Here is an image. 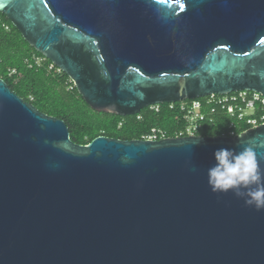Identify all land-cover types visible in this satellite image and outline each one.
<instances>
[{
	"label": "water",
	"instance_id": "water-1",
	"mask_svg": "<svg viewBox=\"0 0 264 264\" xmlns=\"http://www.w3.org/2000/svg\"><path fill=\"white\" fill-rule=\"evenodd\" d=\"M96 110L237 89L264 95V0H0ZM229 135L70 138L0 77V264H264V209L214 193Z\"/></svg>",
	"mask_w": 264,
	"mask_h": 264
},
{
	"label": "trees",
	"instance_id": "trees-1",
	"mask_svg": "<svg viewBox=\"0 0 264 264\" xmlns=\"http://www.w3.org/2000/svg\"><path fill=\"white\" fill-rule=\"evenodd\" d=\"M37 57L43 59L38 63ZM49 62L0 12V77L39 110L62 118L73 141L87 143L99 134L123 139L142 138L153 126L165 129L167 136H173V115L167 109L154 112L145 106L136 113L124 115L93 109L64 71L57 73L48 69ZM9 68H14L15 72L8 74ZM224 127V119L216 116L212 124L204 122L198 134L219 135ZM246 127L241 126L238 132Z\"/></svg>",
	"mask_w": 264,
	"mask_h": 264
},
{
	"label": "built area",
	"instance_id": "built-area-1",
	"mask_svg": "<svg viewBox=\"0 0 264 264\" xmlns=\"http://www.w3.org/2000/svg\"><path fill=\"white\" fill-rule=\"evenodd\" d=\"M43 58L37 57L36 62ZM48 69L60 73L62 70L54 63ZM15 72L8 69V74ZM69 87H72L70 84ZM150 111L167 109L173 115V136L198 134L204 122L212 124L215 117L224 119V130L220 135H235L241 126L255 127L264 123V95L252 89H237L225 93H211L203 96L150 103ZM140 118V115H136ZM245 128V129H246ZM167 131L157 126L151 127L142 138L166 137Z\"/></svg>",
	"mask_w": 264,
	"mask_h": 264
},
{
	"label": "clouds",
	"instance_id": "clouds-1",
	"mask_svg": "<svg viewBox=\"0 0 264 264\" xmlns=\"http://www.w3.org/2000/svg\"><path fill=\"white\" fill-rule=\"evenodd\" d=\"M214 164L207 169V183L214 193L228 192L243 199L246 206L264 209V169L253 147L219 148L213 153ZM260 159H264L261 154Z\"/></svg>",
	"mask_w": 264,
	"mask_h": 264
}]
</instances>
